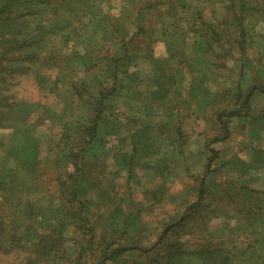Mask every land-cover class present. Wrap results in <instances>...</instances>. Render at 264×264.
Here are the masks:
<instances>
[{"label": "rangeland", "instance_id": "374dc122", "mask_svg": "<svg viewBox=\"0 0 264 264\" xmlns=\"http://www.w3.org/2000/svg\"><path fill=\"white\" fill-rule=\"evenodd\" d=\"M121 2L99 3L115 15ZM202 6L214 27L205 25L204 32L206 46H214L219 56L214 75L192 73L182 53L176 66L185 68L181 92L187 96L193 91L195 114L186 117V105L178 95H169L146 105L132 120L133 133L114 135L112 122H107L102 141L85 146L82 169L73 176L78 186L68 179L75 170L66 157L71 142H84L70 130L81 120V110L64 111L62 101L38 89L31 76L15 78L5 92L0 89V217L6 226L14 219L23 237L12 244L11 234H0V264H100V252L106 255L103 264H264V217L237 213L238 206L249 202L237 196L240 189L245 188L244 198L252 190L264 204V0H225L223 29L217 27L222 10L216 2L203 0ZM212 29L225 37V49H217ZM241 30L242 41L237 36ZM167 54L160 40L148 60H163ZM238 83L240 104L252 91L240 114L231 115ZM218 111L224 112L221 120L228 123L230 138L221 139ZM57 146L62 149L58 154ZM235 156L250 165L237 169L225 163ZM55 170L61 171L64 184ZM230 194H237L232 201ZM84 197L90 211L79 219L81 229L63 228L64 211L73 212L71 204ZM84 222L94 223L93 237ZM60 226L67 238L50 260L39 245ZM103 238L107 242L101 243Z\"/></svg>", "mask_w": 264, "mask_h": 264}, {"label": "trees", "instance_id": "16d2710c", "mask_svg": "<svg viewBox=\"0 0 264 264\" xmlns=\"http://www.w3.org/2000/svg\"><path fill=\"white\" fill-rule=\"evenodd\" d=\"M100 1L103 2V0H5L2 5L0 4V89L5 92L15 78L31 76L38 89L47 91L62 101L64 111L72 107L81 110L78 117L81 120L70 130L81 134L84 142L79 144L71 142L73 144L66 157L72 170H75L68 177L70 181L75 179L73 187L79 185L78 177L73 176L74 172L82 169L80 166L83 154L94 143L102 141L100 134L107 127V122H112L114 128L111 132L114 135L133 133L132 120L136 122L146 105L154 99L160 102L169 95L172 98L178 95L183 105H186L185 110H188L186 117L191 118L190 115L195 114L197 101L190 98L193 91H189L187 96L181 92L185 84L184 72L181 71L185 68L176 67L181 53L187 59L186 63L189 62L188 65L185 64L186 67H191L189 68L191 72L199 76L200 73H205V77L214 75L212 68H217L214 58L215 56L216 59L219 58L214 52V46L210 47L207 44V48L205 43L207 38L204 36L205 25L209 28L214 27L213 23L207 22L206 16L200 10L203 8V0H122L120 12L115 15L104 12ZM212 1H215L217 8L222 10L217 27L223 29L225 0ZM230 8H234V4ZM94 9L97 13H91ZM34 20L44 23L35 27ZM212 31L214 41L218 43L217 49H225L223 34L218 29ZM237 36L242 41L243 31L241 30ZM160 40L167 47V56L163 60L159 58L149 61L153 44ZM196 46L198 48L195 49ZM223 55L224 59L225 53ZM224 65L218 68L222 69ZM250 91L240 104L243 91L241 83H238L234 93L235 108L231 110V115L240 114L250 97ZM0 97V104H3L4 98ZM222 114L223 111L215 114L223 133L221 139L230 138L228 123L221 120ZM116 115L118 119L113 120ZM118 120L121 125L119 128ZM251 126L253 124L250 122ZM64 132L62 137H66ZM56 149L57 154L62 150L59 146ZM235 158L237 162L234 161ZM234 159L225 163L235 165L237 169L241 164L250 165L245 164L239 156H235ZM60 172L55 170V175L57 181L64 184L60 179ZM244 189L237 190L236 195L249 202L246 206H238L237 213L249 217L251 215L264 217L263 202H257L258 199L252 190L249 191L250 196L244 198L245 196L241 194ZM236 195H232L229 201ZM73 197L75 198V194ZM75 202L77 203L71 204V207L75 205L74 211L68 210L67 214L64 211L65 214L61 216L66 219L61 226L63 228L71 226L74 232L81 229V226L78 228L77 225L80 223L79 219L82 221L84 215L90 211L85 197L84 200ZM238 203L242 204L240 200ZM77 206H80L79 210ZM86 222L84 223L89 225L86 229L93 237L94 223ZM5 224L4 219L0 217V234L4 232L11 234L12 244L20 243L23 237L18 234L19 226L15 224L14 219L8 226ZM61 226L59 229L52 228L44 238L45 243L39 245L41 250L46 248L50 260L57 258L58 253L62 251V243L67 238ZM100 242L104 243L107 240L103 238ZM0 250H3L1 245ZM106 250L108 251V248ZM82 251L76 257L77 262L83 257ZM43 254L46 255L41 251L40 255ZM98 257L102 259L100 264H103L106 255L103 256L100 252Z\"/></svg>", "mask_w": 264, "mask_h": 264}]
</instances>
